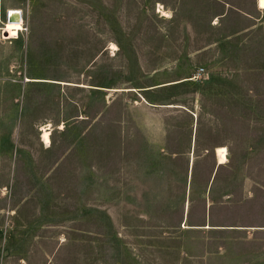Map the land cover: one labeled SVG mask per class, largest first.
Wrapping results in <instances>:
<instances>
[{
	"label": "rangeland",
	"instance_id": "1",
	"mask_svg": "<svg viewBox=\"0 0 264 264\" xmlns=\"http://www.w3.org/2000/svg\"><path fill=\"white\" fill-rule=\"evenodd\" d=\"M0 264H264L256 0H0Z\"/></svg>",
	"mask_w": 264,
	"mask_h": 264
},
{
	"label": "bare ground",
	"instance_id": "2",
	"mask_svg": "<svg viewBox=\"0 0 264 264\" xmlns=\"http://www.w3.org/2000/svg\"><path fill=\"white\" fill-rule=\"evenodd\" d=\"M258 6L260 9L264 10V0H258ZM10 11H12V9H9ZM16 10V9H14ZM16 15H18V19L16 21L13 22H8L4 24V34L8 35V39L11 38H15L18 36L19 31L22 29V22L21 19L19 18V14L20 12H13ZM11 14V13H10ZM113 46V45H112ZM50 132L48 128H44L43 129V133H42V141L45 143H49L50 138H49ZM226 150L224 147H217L215 149V155L218 161V164H224L226 163L227 157H226Z\"/></svg>",
	"mask_w": 264,
	"mask_h": 264
},
{
	"label": "built area",
	"instance_id": "3",
	"mask_svg": "<svg viewBox=\"0 0 264 264\" xmlns=\"http://www.w3.org/2000/svg\"><path fill=\"white\" fill-rule=\"evenodd\" d=\"M17 11H19L20 12V19H21V22L23 23V12H22V10H20V9H16V10H14V9H12V11H10L9 9L6 11V17H5V23H8L9 21H8V19H9V17H10V13H13V12H17ZM4 23V24H5ZM3 31H4V29H3ZM205 71H204V69H199L198 70V72H197V76L198 77H201V76H205Z\"/></svg>",
	"mask_w": 264,
	"mask_h": 264
},
{
	"label": "water",
	"instance_id": "4",
	"mask_svg": "<svg viewBox=\"0 0 264 264\" xmlns=\"http://www.w3.org/2000/svg\"><path fill=\"white\" fill-rule=\"evenodd\" d=\"M20 16V15H19ZM20 18V17H19ZM18 19V15H16L15 13H11L8 21L9 22H13V21H16Z\"/></svg>",
	"mask_w": 264,
	"mask_h": 264
},
{
	"label": "crops",
	"instance_id": "5",
	"mask_svg": "<svg viewBox=\"0 0 264 264\" xmlns=\"http://www.w3.org/2000/svg\"><path fill=\"white\" fill-rule=\"evenodd\" d=\"M256 4H257V6H258V0H256ZM258 8H259V6H258ZM260 9V8H259ZM15 38H17V37H15ZM219 165H221V164H219Z\"/></svg>",
	"mask_w": 264,
	"mask_h": 264
}]
</instances>
